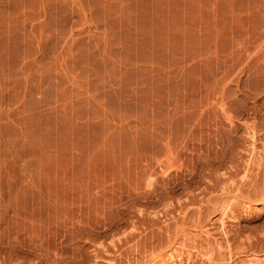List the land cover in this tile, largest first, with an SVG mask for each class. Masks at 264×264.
<instances>
[{
  "label": "rangeland",
  "instance_id": "374dc122",
  "mask_svg": "<svg viewBox=\"0 0 264 264\" xmlns=\"http://www.w3.org/2000/svg\"><path fill=\"white\" fill-rule=\"evenodd\" d=\"M263 198L264 0H0V264H142L229 199L264 258Z\"/></svg>",
  "mask_w": 264,
  "mask_h": 264
},
{
  "label": "bare ground",
  "instance_id": "6f19581e",
  "mask_svg": "<svg viewBox=\"0 0 264 264\" xmlns=\"http://www.w3.org/2000/svg\"><path fill=\"white\" fill-rule=\"evenodd\" d=\"M150 182H151V180H150ZM150 182H148V183H150ZM232 197L234 199V196H232ZM233 199H231V200H233ZM225 200H227V199H225ZM231 200L229 199L227 201H224V204H222L221 207H219L220 209H218V210H220L219 211L220 216L217 218V219H219V223H220L219 224L220 230H219L218 235L213 234L207 226H201L198 228L194 227V229H195V231H194V230L188 229L183 224L178 225V226H176L177 228H173L176 230H173V232L171 230L170 235H172V236H170V237L166 236L167 238H169V241L167 239L165 241V242L168 241L167 242L168 244L166 246L163 244L162 246H164V247L159 249L157 251L158 253H156V254L154 253V255H153V253H152V255L150 254L151 256L150 255L147 256V254H146L147 257H145V259H143L142 264H172L175 261H177L179 264H183L184 259H185L186 264H225L223 261H225V262L228 261L227 264H262L264 258L260 257L259 254L254 252L253 250H250L252 252H249V250H247L245 245L243 244L242 240H239L238 242L236 241L237 244L233 243L234 240H230V237H229L230 235L228 234V232L237 223H231V226L226 225L227 224L226 222L228 220H225L226 219L225 217L230 216L228 218L231 220H234L235 222L236 221L238 222V218H239V217L237 218L238 215H236L234 213V211H232V212L229 211L230 214H227V208H228L229 204H231L230 203ZM253 206L256 209H264V198L261 199L259 201V203L258 202H255V203L245 202L243 205H241V208L245 212H247V211H250ZM229 209H231V208H229ZM197 221H200V220L197 219ZM193 222L195 223V221H193ZM200 224L202 225V223H200ZM134 225H137V224H134ZM136 227L134 226V228H136ZM131 230H133V229H131ZM139 231H137V233H139ZM167 232H168V230H167ZM137 233H130V234H133V237H130L131 235L129 234L130 238H127V240H133L135 238L134 235H137ZM127 235L128 234H126V236L124 238L123 237H121V238L123 240L125 239V241H127L126 240ZM119 236L120 235H118V237ZM118 237H117V240H118ZM131 238H133V239H131ZM117 240H114V241H117ZM123 240H120L121 243L124 242ZM118 243L119 242H117V243L115 242V244H117V245H115V247H117L116 249H118ZM129 244H131V241L129 242ZM131 245H133V244H131ZM113 246H114V244H112V246L109 244L108 247H106V248L104 246H102L104 248L98 249L97 253H95L96 257L94 256V258H96L95 261L100 260L101 251L102 252L104 251V253H105L106 250H108L107 248H110V247L113 248ZM133 247L134 246H132V248ZM234 247L236 248L235 250H234ZM248 247H250V246H248ZM116 251L118 252V250H116ZM109 254L112 255L113 253L111 252ZM110 255L106 256L107 264H117V262H116L117 260L114 258L116 256H113V255L110 256ZM131 255H129V256H131ZM144 256H145V254H144ZM126 258H127V256H126ZM130 258L131 257H129L127 259L128 262H126V263L135 264L138 262V260L135 259L136 257L134 259L132 258L133 260Z\"/></svg>",
  "mask_w": 264,
  "mask_h": 264
}]
</instances>
